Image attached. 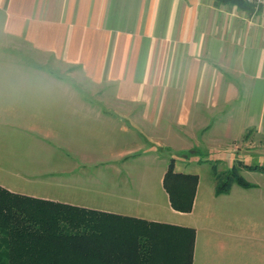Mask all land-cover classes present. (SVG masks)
<instances>
[{"label": "crops", "instance_id": "0c3cea01", "mask_svg": "<svg viewBox=\"0 0 264 264\" xmlns=\"http://www.w3.org/2000/svg\"><path fill=\"white\" fill-rule=\"evenodd\" d=\"M0 32L41 63L0 70V186L13 193L188 226L173 218L194 210L198 183L192 210H174L167 167L151 182L141 175L150 167L134 165L140 155L158 156L153 140L186 156L226 121L264 126V11L219 0H0ZM193 228L192 264H264V230L226 231L219 245Z\"/></svg>", "mask_w": 264, "mask_h": 264}, {"label": "trees", "instance_id": "16d2710c", "mask_svg": "<svg viewBox=\"0 0 264 264\" xmlns=\"http://www.w3.org/2000/svg\"><path fill=\"white\" fill-rule=\"evenodd\" d=\"M253 11L245 0H219ZM264 172V165H244ZM251 184L236 166L215 185ZM198 175L174 170L162 185L174 210H192ZM195 229L13 193L0 186V264H192Z\"/></svg>", "mask_w": 264, "mask_h": 264}, {"label": "rangeland", "instance_id": "374dc122", "mask_svg": "<svg viewBox=\"0 0 264 264\" xmlns=\"http://www.w3.org/2000/svg\"><path fill=\"white\" fill-rule=\"evenodd\" d=\"M0 53L30 55V59H24V61L0 62V70L5 69V64H23L24 68L30 65V69L38 67L39 64L41 66L33 50L7 39L1 32ZM45 67L61 69L63 79L68 80L67 82L71 80L70 73H67L68 70L57 65L52 59L45 58ZM72 79L75 80L74 77ZM212 128H214L213 125L207 127L205 141H202L201 136H198L200 137L198 140H191L190 143L194 146L186 156H180L178 151L170 150L161 142L152 140L154 145L160 147L157 151L158 156L146 161L141 154L134 165L141 170L150 167V172H143L141 175L144 177L149 175L151 182H154L155 177L159 180L171 158L174 159L176 170L197 174L199 180L194 210L189 214L177 215L173 220L195 227L200 234L213 232L214 240L221 245L219 241L225 238L226 231L233 234V229H252L254 232L264 230V172L244 166L245 164L264 165V126L261 124L241 125L237 122L226 121L221 126L220 132H211ZM131 158L133 157L129 159ZM232 165L236 166L237 173L249 182L251 187L244 188L232 182L228 191L221 193L226 195H214L215 185L225 178V173ZM140 207L150 208L151 206ZM217 235L219 240H217ZM228 239L232 240L233 244V235Z\"/></svg>", "mask_w": 264, "mask_h": 264}, {"label": "built area", "instance_id": "2783aa9c", "mask_svg": "<svg viewBox=\"0 0 264 264\" xmlns=\"http://www.w3.org/2000/svg\"><path fill=\"white\" fill-rule=\"evenodd\" d=\"M254 6L255 11H264V0H245Z\"/></svg>", "mask_w": 264, "mask_h": 264}]
</instances>
